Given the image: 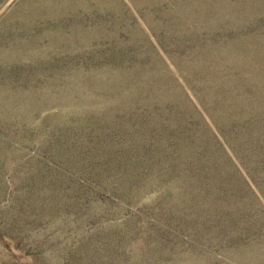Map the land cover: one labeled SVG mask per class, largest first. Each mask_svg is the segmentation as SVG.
I'll use <instances>...</instances> for the list:
<instances>
[{
	"label": "rangeland",
	"instance_id": "1",
	"mask_svg": "<svg viewBox=\"0 0 264 264\" xmlns=\"http://www.w3.org/2000/svg\"><path fill=\"white\" fill-rule=\"evenodd\" d=\"M0 264H264V0H0Z\"/></svg>",
	"mask_w": 264,
	"mask_h": 264
}]
</instances>
